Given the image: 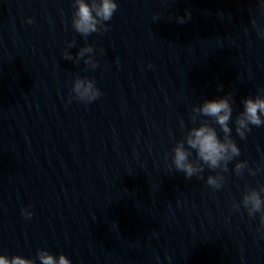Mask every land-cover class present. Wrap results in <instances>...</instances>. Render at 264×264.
Masks as SVG:
<instances>
[{"label":"water","instance_id":"1","mask_svg":"<svg viewBox=\"0 0 264 264\" xmlns=\"http://www.w3.org/2000/svg\"><path fill=\"white\" fill-rule=\"evenodd\" d=\"M71 13L72 0H0V252L35 259L47 248L71 264H264L259 214L240 203L264 184L252 130L241 139L229 121L240 154L226 170L205 165L186 178L171 164L187 129L212 122L193 105L230 92L233 120L243 107L218 0H118L108 28L87 37ZM85 43L96 68L76 58ZM77 76L102 95L70 99ZM190 159L200 164L194 150ZM237 160L258 170L236 175ZM210 173L223 177L219 189L206 184ZM28 206L31 218L20 212Z\"/></svg>","mask_w":264,"mask_h":264},{"label":"clouds","instance_id":"2","mask_svg":"<svg viewBox=\"0 0 264 264\" xmlns=\"http://www.w3.org/2000/svg\"><path fill=\"white\" fill-rule=\"evenodd\" d=\"M259 4L264 5V0H259ZM118 7V0H72L71 26L73 30L87 37L94 32H103L108 28L107 21H110ZM190 12L186 10L184 15H177L178 23H184L190 17ZM32 18L29 17V22ZM70 41L68 46L71 47ZM94 51L92 44L85 43L77 53V60L84 58L85 63L92 68H96L98 61L91 55ZM65 59H71L72 53L65 50L62 53ZM102 95V90L97 87L95 80L88 76H77L71 85L70 99H77L85 104L95 100ZM242 110L232 118L231 93L204 99L199 105H193L192 111L198 113L207 120L194 124L187 129L184 139L178 141L172 148L171 164L178 171L184 173L186 178L193 175L201 177L203 166L209 169H225L227 163L240 154V147L231 136L233 121L236 134L245 138L252 126L264 125V89H258L254 95H247L242 99ZM223 133L221 136L217 127ZM192 150L200 161L197 165L190 159ZM248 168L247 161L237 160L234 163L233 171L240 175L242 170ZM258 169L248 168L250 174H254ZM206 184L212 188L219 189L223 184V177L219 174L210 173L206 177ZM264 184L257 187H249L244 190L240 203L243 205L248 216L259 214L260 227L264 228ZM238 208L239 205H233ZM21 215L31 218L33 212L31 206L21 207ZM71 264V260L63 252L54 254L47 248H38L36 258L24 256L22 254H12L9 256L0 252V264Z\"/></svg>","mask_w":264,"mask_h":264}]
</instances>
